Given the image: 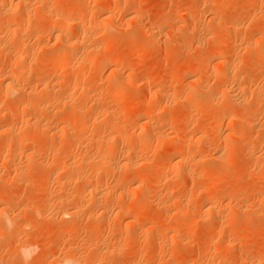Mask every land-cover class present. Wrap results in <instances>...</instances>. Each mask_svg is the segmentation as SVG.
<instances>
[{
    "label": "rangeland",
    "instance_id": "rangeland-1",
    "mask_svg": "<svg viewBox=\"0 0 264 264\" xmlns=\"http://www.w3.org/2000/svg\"><path fill=\"white\" fill-rule=\"evenodd\" d=\"M22 1L24 8L28 7V17L26 8L22 9L23 5L22 8L15 6L16 0H5L0 10V27L2 25L6 33L0 28L3 32L2 38H5L0 41V47L5 45L4 49L8 50L5 52L6 50L0 49L4 54L0 56V80L2 74L10 69L20 70L24 66L18 64L13 58V53L12 57L9 56L14 42L21 39L20 43L26 46L25 51H36L31 58L25 60L27 65L24 63L21 76L14 80L17 92L14 90L5 94L2 93L3 87L0 89V215L4 212V221L0 218V264H25L22 249L30 256L27 264H59L66 258H73L77 264H264V40H259V34L264 33V0H129L131 8L122 12L118 9L123 0ZM53 2L58 3L60 13L65 14L68 10L77 13L70 24L66 26L63 22H58L50 26V8H41L43 4L48 6ZM5 7H11L15 11L7 16ZM80 14H90L92 19L88 18L82 24ZM107 14L108 19V16H105ZM90 23L93 26L99 24L107 27L108 35L101 34L92 37L93 39L85 38L86 40L79 36L80 40L75 39L79 27L85 31L88 28L90 31ZM230 23L235 29L227 27ZM11 30H15L16 34ZM233 30L237 31L234 33ZM20 32L24 34L20 35ZM59 33L61 35H58ZM56 36H62L60 40L64 43L58 42L60 37ZM68 38L73 42L75 40L74 44L77 41L78 45L85 42L87 45H83L87 46L88 50L83 45L81 46L84 51L82 47L76 49L77 44L74 48L75 45ZM69 41L73 45H68ZM241 42L253 43L255 46L250 44L251 50L244 49ZM64 44H67L68 48ZM61 45L66 48L64 52H60ZM69 47H73V51H82L75 52V56L70 54L72 57L69 59ZM56 52L58 55H65L61 56V59L65 58L61 60L63 65L54 64ZM80 54L82 58L85 55L83 59L92 61V66H86L87 73L83 81L80 80L81 83L79 74L82 70H79L83 69V66L74 67L71 63L75 57L81 58ZM114 60L117 62L116 67L111 64ZM69 64L73 68L68 66ZM230 64L233 66L232 76L221 75L224 68ZM113 69L119 72L116 75L122 77L118 78L113 72L114 76L121 80L120 88L124 86L128 93L122 89L126 94L124 98H109L114 94V90L110 87L111 77H106ZM127 75L129 79H126ZM99 78H103L102 81H99ZM123 78L128 81H123ZM72 80L76 81V85ZM68 82L75 88H67ZM123 82L127 83L124 85ZM48 84L50 87L55 84L56 87L53 86L54 88L48 91ZM237 84L243 88L246 86V97H243L245 100L238 99ZM45 85L46 92L50 93L49 101L46 99L47 102L45 100V103H39L32 100L28 105L30 109L24 108L26 111H23L21 107L24 106L22 101L25 96L27 95L28 99L37 91L40 93ZM65 88L69 89L70 93ZM56 89L58 92H51ZM22 92H30V95L21 97ZM83 92L86 97H83ZM193 92L194 94H191ZM73 93L77 94L71 96ZM61 94L66 100L69 99L70 103L69 100L66 102L64 97L61 99ZM149 97L157 105L155 104V112L147 125L145 124V129L144 124H141ZM54 98L59 100L62 106L64 100L66 106H61L60 109L56 104L58 101ZM126 102H139L141 107L125 114ZM81 106H85L87 110L84 119L77 118V108ZM79 108L78 112L82 109ZM68 113L71 118L65 116ZM110 113H113V116L119 113L115 117L122 125H126L125 135L145 132L149 128L151 133L162 132L164 136L156 138L151 134L147 146L142 144L144 140L142 143L126 140L117 144L115 140H109L108 129L101 126L96 127L100 128L97 131L98 129L93 127V116L100 117L104 114L100 118L103 120ZM36 116L39 120L37 125H34L35 128L32 125H24L26 119H34ZM231 116L237 119L234 120ZM139 125L142 130H139ZM5 126L8 127L6 131L3 130ZM25 127L32 131L31 134L29 132L24 149L21 150L16 134L19 129L25 131ZM43 129H47L46 136L39 132ZM102 139L105 141L104 146H112L113 152L111 151L109 156L112 162L108 161V157L107 164L98 162L104 167L95 164L97 161L83 165L84 169L80 166V176H83V173L85 176L96 174L97 167H100L101 171L97 170L100 173L98 175L97 172L98 177L100 176V187H91L92 193L95 194L87 197L90 193L86 195L88 190H85V193L82 191L83 177H68V169L63 171L59 167L67 168L72 164L77 166V161L83 157L91 156L92 159L93 156L105 153L106 147H96L95 141ZM144 146L147 148H143ZM125 151L130 152V161L127 155L124 156ZM181 155H184L183 161L185 160L181 162L182 165L177 162V156ZM122 160L127 161V167L122 165ZM146 160L148 161L145 162ZM108 163L112 165L109 166ZM137 179L144 180V187L137 186ZM63 182L68 183V189H64ZM61 183L64 185H60ZM99 188L103 189L102 193L107 190L110 194L108 191H111V198H108L111 199L112 204L109 202L112 206L106 204L108 199L103 200L105 205H102L103 202L94 203L95 199L98 200L97 197L94 200L93 198L97 196ZM71 190L81 197L86 195L82 199L84 203L80 202L81 198L75 199V192L72 195ZM94 191H97V194ZM80 192H83V195ZM118 192L123 195L115 196ZM143 193L145 198H140ZM135 198L146 199L148 202L144 200V205H134L132 201ZM208 198L214 199L207 203L205 201ZM129 204L131 209L128 208ZM94 205L97 207H93ZM64 206L68 209L77 206L78 215L65 216L61 212ZM101 206L109 208L110 215L104 210L106 217H110V222L106 219L108 224L104 221L106 217L101 219L102 221L97 219L96 209ZM93 208L96 209L93 211ZM100 209L99 212L103 210ZM177 209L184 212L185 218L179 219L180 212ZM116 210L123 213L118 214ZM208 210L210 211L207 212ZM141 212L146 216L132 223L135 218L132 216L136 213L142 214ZM89 214H93V217ZM156 218L163 219L157 222ZM169 221L178 227L177 234H172L173 236L165 234L171 226ZM87 229L91 232L88 233ZM127 238H130V241ZM152 240L157 245V242L160 244L157 246ZM162 240L164 244L161 243ZM164 245L166 248H163ZM32 246H36L38 250L33 252ZM114 247L119 250L102 254L104 249L108 248L110 251Z\"/></svg>",
    "mask_w": 264,
    "mask_h": 264
},
{
    "label": "bare ground",
    "instance_id": "bare-ground-1",
    "mask_svg": "<svg viewBox=\"0 0 264 264\" xmlns=\"http://www.w3.org/2000/svg\"><path fill=\"white\" fill-rule=\"evenodd\" d=\"M4 1H5V0H0V10H2L1 8H2L3 5H4ZM24 1H25V0H24ZM54 1H55V0H54ZM41 2H42V1H41ZM92 2H94V1L92 0ZM208 2H209V1H208ZM214 2H215V1H214ZM218 2H219V1H218ZM10 3H12V2L10 1ZM15 3H16V5H15L16 7H17V6H20L21 8H22V5L24 4L22 0H16ZM22 3H23V4H22ZM90 3H91V2H90ZM262 3H263V2H262ZM26 4H28L27 1H26ZM40 4H42V3H40ZM11 5H13V3H12ZM24 5H25V4H24ZM24 5H23V8H22V9H25V8H26V7L24 8ZM31 5H32V4H31ZM209 5H210V4H209ZM262 5H263V4H262ZM40 6H41V5H40ZM219 6H220V5H219ZM29 7H30V6H29ZM119 7H120V6H119ZM5 8H6V7H5ZM10 8H11V7H8V9L6 8L7 10H6V9H3L4 11L6 10L5 12H6L7 16H8V14H9V16H10L11 12H12V11H15V9H12V8L10 9ZM27 8H28V7H27ZM27 8H26V11L23 10V11H25V13H27V15H26L25 13H23V14H25V15L28 17V16H29V15H28L29 13H28V11H27V10H28ZM36 8H37V6H36ZM40 8H41V7H40ZM43 8H44V9L50 8V11H48V12H50V14H49V15H50V26H51L52 24H55V23H58V22H60V23L63 22L64 25L67 26V25L70 24V22L72 21L73 16H76V14H77V13L73 12L72 10H68L67 13H65V14H63V12L60 13V12H59V11H60V10H59V5H58V3H56V2H53L51 5L48 4V6H47L46 4H45V6H44V4H43V7H42L41 9H43ZM129 8H131V6L129 5V0H123L121 7H120L119 9H118V8H117V9H118L119 12H122V11L128 10ZM44 9H43V10H44ZM262 9H264V6H263ZM29 11H30V10H29ZM0 12H1V11H0ZM105 13H106V12H105ZM6 14H5V15H6ZM3 15H4V14H3ZM12 15H15V14H12ZM17 15H18V14H17ZM0 16H1V15H0ZM20 16H21V15H20ZM32 16H33V15H32ZM105 16H106V17L108 16L107 19L109 18V15H108V14L105 15ZM2 17H3V16H2ZM12 17H13V16H12ZM80 17L83 19L82 22H80V23H82V24L85 22L86 19H87V20H88V18H89V20L92 19L91 16H90V14H89V15H87V14H80ZM106 17H105V18H106ZM262 17H263V16H262ZM22 18H23V17H22ZM81 18H80V19H81ZM105 18H104V19H105ZM214 18H215V17H214ZM214 18H212L213 21H215V19H216V18H215V19H214ZM25 19H26V18H25ZM27 19H28V18H27ZM23 20H24V18H23ZM102 20H103V19H102ZM212 20H211V21H212ZM217 20H218V19H217ZM0 21H2V20H0ZM20 21H21V20H20ZM27 21H28V20H27ZM101 22H102V21H101ZM105 22H106V21H103V23H105ZM80 23H79V26H80ZM87 23H88V22H87ZM95 23H98V22H95ZM108 23H109V22H108ZM25 24H26V23H25ZM27 24H28V23H27ZM82 24H81V25H82ZM85 24H86V23H85ZM88 24H89V23H88ZM100 24H101V23H100ZM6 25H7V24H6ZM28 25H30V24H28ZM90 25H92V24L90 23ZM3 26H4V25H3ZM238 26H239V25H238ZM6 27H8V26H6ZM6 27H5V28H6ZM80 27H81V26H80ZM80 27H79V29H77V30H78V33L76 34L75 39H77V38L79 39L80 37H84V39H85V38L89 39V38L91 37V39H93L92 37H95V36H98V35H101V34H107V35H108V33H106V31H107V27L105 28V27H103V26H100L99 24H97L96 26H95V25H94V26L92 25V28H91V26H89V27H90V31H88V30H89L88 28H87L86 31H85V29L80 28ZM227 27L230 28V29H235V27H234V25H233L232 23H230ZM0 28H2V25H1ZM17 28H18V27H17ZM84 28H85V27H84ZM230 29H229V30H230ZM236 29H238V27H237ZM0 30H1V29H0ZM7 30H9V29H7ZM2 31H3V28H2ZM9 31H10V30H9ZM11 31H14V32H15V30H11ZM50 31H51V30H50ZM59 31H60V30H59ZM59 31H58V32H59ZM231 31H232V30H231ZM233 31H234V33H235L237 30H236V31L233 30ZM3 32H4V31H3ZM3 32L0 31V41L3 39V38H2ZM7 32H8V31H7ZM14 32H12V33H14ZM44 32H45V31H44ZM107 32H109V31H107ZM4 33H5V32H4ZM20 33H21V34H20ZM20 33H19V34L22 35L23 32H20ZM62 33H63V32H62ZM234 33H233V34H234ZM1 34H2V35H1ZM5 34H6V33H5ZM15 34H16V32H15ZM23 34H24V33H23ZM261 34H262V33H261ZM263 34H264V33H263ZM263 34H262V35H263ZM58 35H61V33H59ZM62 35H63V34H62ZM111 35H112V34H111ZM262 35L259 34V40L263 38V39L260 40V41H263V40H264V36H262ZM37 36H38V35H37ZM79 36H80V37H79ZM85 36H86V37H85ZM257 36H258V35H257ZM12 37H13V36H12ZM19 37H20V36H19ZM21 37H22V36H21ZM58 37H60V36H56V38H58ZM239 37H240V36H239ZM73 38H74V37H73ZM4 39H5V38H4ZM4 39H3V41H4ZM60 39L62 40V36L58 39V42L61 41ZM68 39H70V38H68ZM84 39H82V40H84ZM70 40H71V39H70ZM79 40H80V39H79ZM85 40H86V39H85ZM113 40H114V39H113ZM20 41H21V39H20ZM20 41H19V42H14V45L11 46V48H13V50L11 51V49H10V51H9L10 55H9V56L12 57V53H13V58L18 62V64H19L20 66H21V65H22V66H23V65L25 66L26 61H27L26 59L29 58V57L31 58V57L35 54L36 51H28V50L25 51L24 48L26 49V46H25V44L20 43ZM65 41H67V38L65 39ZM71 41H72V40H71ZM71 41H69V44H68V45H70V46L74 44L75 40H74V42L72 41L73 44H72V43L70 44ZM90 41H91V40H90ZM242 41H244V40H242ZM255 41H256V40H255ZM260 41H259V42H260ZM80 42H81V41H80ZM80 42L78 41V43H80ZM82 42H84V41H82ZM245 42H246V41H245ZM249 42H250V41H249ZM5 43H6V42H5ZM11 43H12V42H11ZM36 43H37V42H36ZM61 43H64V41H63V42L61 41ZM88 43H89V41H88ZM112 43H113V41H112ZM255 43H257V42H255ZM38 44H39V43H38ZM76 44H77V41H76V43L74 44V45H75L74 48L76 47ZM83 44H84V45H87V44H85V42H84ZM83 44L80 43V44H79L80 46L77 44L78 46L76 47V49L82 47L81 45H83ZM89 44H91V42H90ZM133 44H134V43H133ZM237 44H238V43H237ZM250 44H251V43H245V44H243V43L241 42V45L244 46V49H248V50H251ZM252 44H253V43H252ZM252 44H251V45H252ZM64 45H67V44H64ZM64 45H61L63 48L60 47V49H61L60 52H61V51H62V52L65 51L66 48L64 47ZM68 45H67V48H68ZM84 45H83V47H85ZM239 45H240V44H239ZM241 45H240V46H241ZM253 45L255 46V44H253ZM24 46H25V47H24ZM91 46H92V45H91ZM215 46H216V45H215ZM243 46H242V47H243ZM4 47H5V45L2 46V48L0 47V49H3V50L5 51L6 49H4ZM83 47H82V48H83ZM86 47H87V46H86ZM86 47H85V49H86ZM99 47H100V46H99ZM216 47H217V46H216ZM242 47H241V48H242ZM37 48L39 49L40 47H37ZM74 48H73V47H72V48L69 47V49H70L71 51H73ZM82 48H80V49H82ZM89 48H90V46H89ZM95 48H96V47H95ZM252 48L254 49L253 46H252ZM43 49H44V48H43ZM43 49H42V50H43ZM57 49H58V48H57ZM62 49H64V50H62ZM76 49H75V50H76ZM80 49H78V50H79V51H82V50H80ZM92 49H93V48H92ZM127 49H128V48H127ZM134 49H135V47H134ZM141 49H142V48H141ZM258 49H259V48H258ZM3 50H1V51L3 52ZM78 50L73 51L74 54H73L71 51L67 50V51H68V54H69V55H68V56H69V59H71V57H72V56L70 57V54L73 55V56H75V52H78ZM86 50H88V48H87ZM95 50H96V49H95ZM98 50H99V49H98ZM98 50H96V51H98ZM100 50H101V49H100ZM138 50H139V49H138ZM7 51H8V50H6L5 52H7ZM56 51H57V50H56ZM83 51H84V48H83ZM96 51H93V52H96ZM258 51H259V50H258ZM2 52H0V56H3V55H4ZM38 52H39V51H38ZM38 52H37V53H38ZM60 52H59V53H60ZM143 52H144V51H143ZM37 53H36V54H37ZM57 53H58V52H56V54H57ZM79 53H80V52H79ZM81 53H82V52H81ZM260 53H261V52H260ZM5 54H6V53H5ZM60 54H61V53H60ZM60 54H59V55L57 54L56 59H54V60H55V61H54V64H55V65H57V64H59V65L62 64L63 59H65V58H62V59H61V56H64V57H65V55H64V54H61V55H60ZM65 54H66V52H65ZM77 54H78V53H77ZM82 54H83V53H82ZM86 54H87V53H86ZM89 54H90V53H89ZM91 54H92V53H91ZM93 54H94V53H93ZM139 54H140V53H138V56L140 57ZM7 55H8V54H7ZM53 55H54V53H53ZM141 55H142V54H141ZM54 56H55V55H54ZM77 56H78V55H77ZM79 56H81V58H79V57H75V58H74V57H73L75 60H74V59H73V61L71 60V63H72V65H73L74 67H78V66H80V65L83 66V69H84V70L81 69V68H80V70H79V71L82 70V71L80 72V74H79V81H80V80H82L83 78H85L84 76H85L86 73H87V71H85V70H86V66L91 65V62H92V61L89 60V59H83V58L85 57V55L83 56V58H82V55H81V54H80ZM66 57H67V56H66ZM94 57H95V56H94ZM34 58H35V57H34ZM91 59H92V58H91ZM201 59H202V58H201ZM15 60H14V61H15ZM25 60H26V61H25ZM48 60H49V59H48ZM61 60H62V61H61ZM102 60H103V59H102ZM115 60H117V59H115ZM115 60L112 61L111 64L115 65V67H116V63L118 62V60H117V62H116ZM94 61H95V60H94ZM100 61H101V60H100ZM100 61H99V63H100ZM109 61H110V60H109ZM49 62H50V61H49ZM73 62H74V64H73ZM192 62H193V61H192ZM24 63H25V64H24ZM63 63H64V62H63ZM68 63H69V61H68ZM120 63H121V62H120ZM179 63H180V62H179ZM235 63H236V62H235ZM241 63H242V62H241ZM241 63H240V64H241ZM50 64H51V63H50ZM82 64H83V65H82ZM232 64H233V63H232ZM232 64H230V66H226V68H224V71H222V69H221L222 72H221L220 74H221V75L223 74V75L226 76V77L229 76V75L232 76V74H231V72H233V71L231 70V69H233V66H231ZM238 64H239V63H238ZM26 65H27V64H26ZM62 65H63V64H62ZM70 65H71V64H69L68 66H70ZM72 65H71V67L73 68ZM84 65H85V66H84ZM96 65H97V64H96ZM191 65H192V64H191ZM205 65H206V64H205ZM233 65H234V64H233ZM24 66L21 67V68L18 67V68H20V70L16 69V70H18L17 72H15V71H16L15 69H14L15 71L12 70V69H10V70L8 69L9 71H7V72H5L4 74H2V77H1V80H0V86H1L0 89L3 87L2 89L4 90V91H2V93L5 92V94H6V92H7V94H8V92H11V91H14V90H15L14 80H15V79L17 80V79L19 78V76H21L20 74H22L21 71H22V68H24ZM52 66H53V65H52ZM91 66H92V65H91ZM236 66H237V64H236ZM71 67H70V68H71ZM231 67H232V68H231ZM234 67H235V66H234ZM87 68H88V67H87ZM124 69H125V68H124ZM199 69H200V68H199ZM202 69H203V68H202ZM62 70H63V69H62ZM68 70H69V69H68ZM73 70H74V69H73ZM77 70H78V69H77ZM114 70H115V69L111 70L110 73H111V72H112V73H111V74H108V76L106 77V78L111 77V78H109V79H110V85H111L110 87H111V90H112V89L114 90V94L111 95V93L113 92V91H111V93H110L111 97H109V98L117 99V98H120V97H122V96H123V98H124V97H126V94H125V93H127V92H126V89H125L124 86H123V87L121 86V87H122V89H125V93H124V91L120 88V84H121V83H120V81H121L120 79H122V77H119L118 75H116L118 71L115 72ZM116 70H117V69H116ZM118 70H119V69H118ZM199 71H200V70H199ZM22 72H23V71H22ZM95 72H96V71H95ZM113 72H114L115 75L118 76V78H120V79H117V77L114 76ZM200 72H201V71H200ZM60 73H62V72H60ZM76 73H77V72H76ZM78 73H79V72H78ZM118 73H119V72H118ZM197 73H198V72H197ZM96 74H97V73H96ZM112 74H113V76H112ZM109 75H110V76H109ZM77 76H78V75H77ZM224 76H223V77H224ZM229 77H230V76H229ZM77 78H78V77H76V79H77ZM96 78H97V77H96ZM124 78H125V77H124ZM124 78H123V79H124ZM233 78H234V77H232V79H233ZM236 78H237V77H236ZM72 79H74V77H73ZM76 79H75V80H76ZM102 79H103V78H102ZM102 79L99 78L98 80H99V81H100V80L102 81ZM104 79H105V78H104ZM126 79H129V78H128V75H127V78H126ZM16 80H15V81H16ZM105 80H106V79H105ZM119 80H120V81H119ZM233 80H234V79H233ZM82 81H83V80H82ZM123 81H128V80H125V79H124ZM72 82H73V80H72ZM75 82H76V81H75ZM75 82H73L74 85H76ZM68 83H69V82H68ZM79 83H81V81H80ZM108 83H109V82H108ZM124 83H127V82H123V84H124ZM73 84H72V86H70L71 84L69 83V86H70V87L68 86L67 88L71 89V88L73 87ZM123 84H122V85H123ZM144 84H145V83H144ZM48 85H49V84H48ZM54 85H55V84H54ZM54 85H52V87H53ZM124 85H125V84H124ZM16 86H17V85H16ZM77 86H78V85H77ZM237 86H238L237 89H239V90H238V93H237V94L239 95V96H238V99H242L243 97H246L245 94H244L245 91H246L244 88H245L246 86H245L244 88L241 87V86L238 85V84H237ZM239 86H240V87H239ZM41 87H42V85H41ZM43 87H44V88H43V91H41L42 88H40V89H41V90H40V91H41L40 93H38L39 91H37V93H36V94H33V95H32V93H31L32 96L28 97V99L26 98L27 95L25 96V98L23 97L24 99H23L22 102H23V105H24V106H23V108L21 107V109H23V111H26V110H24V108H29V109H30V106H28V105H29V103H30L32 100H35L36 102H39V103H40V102L45 103V100H46V99L48 100V99L50 98V97H48V96L50 95V93H47V92H46V89H49V88H50V89L48 90V91H50V90L52 89V87H50V85H49L48 88H46V89H45L46 85L43 86ZM54 87H56V86H54ZM54 87H53V88H54ZM59 87H60V86H59ZM59 87H57V88H59ZM20 88H21V87H20ZM61 88H63V87H61ZM74 88H75V87H73V89H74ZM197 88H198V87H197ZM65 89H66V88H65ZM69 89H68V90H69ZM73 89H72V90H73ZM188 89H189V88H188ZM252 89H253V88H252ZM18 90H19V89H18ZM22 90H23V88H22ZM44 90H45V91H44ZM62 90H63V89H62ZM66 90H67V89H66ZM68 90H67V91H68ZM83 90H84V89H83ZM86 90H87V89H86ZM191 90H192V89H191ZM0 91H1V90H0ZM34 91H35V90H34ZM34 91L31 90V92H34ZM60 91H61V89H60ZM78 91H79V90H78ZM81 91H82V90H81ZM157 91H159V90H157ZM157 91H156V92H157ZM249 91H250V90H249ZM256 91H257V90H256ZM256 91H255L254 94H256ZM258 91H259V90H258ZM15 92H17V91L15 90ZM15 92H14V93H15ZM27 92H28V91H27ZM27 92H26V93H23V92H22L21 97H22L23 95H25V94H28ZM51 92H58V89H56L55 91L53 90V91H51ZM68 92L70 93V91H68ZM76 92H77V91H76ZM100 92H101V91H100ZM160 92H161V91H160ZM188 92H189V91H188ZM223 92H224V91H223ZM235 92H236V91H235ZM251 92H252V91H251ZM2 93H1V94H2ZM61 93H62V92H61ZM63 93H64V92H63ZM65 93H66V91H65ZM69 93H68V95H69ZM80 93H81V92H80ZM157 93H158V92H157ZM226 93H227V91H226ZM228 93H230V92H228ZM233 93H234V92H233ZM252 93H253V92H252ZM5 94H4V96H6ZM51 94H52V93H51ZM76 94H77V93H76ZM76 94L73 93L72 95H71V94H70V95L73 96V95H76ZM108 94H109V93H108ZM127 94H128V93H127ZM191 94H194V92L191 93ZM224 94H225V92H224ZM237 94L235 95V93H234L235 96H237ZM246 94H247V93H246ZM29 95H30V92H29L28 96H29ZM79 95H82V94H79ZM83 95H84L83 97H86V95L84 94V92H83ZM98 95H99V94H98ZM101 95H102V94H101ZM227 95L229 96V94H227ZM227 95H226V96H227ZM252 95H253V94H252ZM257 95H259V93H257ZM257 95H255V96H257ZM10 96H11V94H10ZM65 96H66V95H65ZM99 96H100V95H99ZM162 96H163V95H162ZM162 96H161V97H162ZM172 96H174V95H172ZM231 96H233V95H231ZM259 96H260V95H259ZM61 97H62L61 99H63L64 96L61 94ZM67 97L69 98V96H67ZM217 97H218V96H217ZM250 97H251V96H250ZM55 98H56V97H55ZM55 98H54V99H55ZM149 98L151 99V97H149ZM152 98H153V97H152ZM211 98H212V97H211ZM211 98H210V100H211ZM233 98H234V97H233ZM259 98H260V97H259ZM25 99H27V100H25ZM54 99H53V100H54ZM64 99H65V97H64ZM76 99H77V98H76ZM82 99H83V98H82ZM150 99H149V103L146 104L147 106H146V108H145V115H144V118H143L145 122L143 121V123L141 124V125L144 124V126H145L146 123H148V122L151 120L152 115H153L152 113L155 112V104H156V103H154V101H153L152 99H151V100H150ZM176 99H177V98H176ZM214 99H215V98H214ZM214 99H213V100H214ZM243 99L245 100V98H243ZM253 99H254V98H253ZM257 99H258V98H257ZM24 100H25V101H24ZM47 100H46V102H47ZM50 100H51V99H50ZM55 100L58 101V103H57L56 101H55V102H56L57 105L60 106V109H61L62 104L60 105L59 100H57V99H55ZM67 100H69V99H67ZM67 100L65 99L66 102H67ZM189 100H190V99H189ZM210 100H209V101H210ZM229 100H230V99H229ZM244 100H243V102H244ZM35 101H33V103H34ZM48 101H49V100H48ZM65 101L63 100L64 103L62 102V103H63V106H64V105L66 106V102H65ZM22 102H21V104H22ZM53 102H54V101H53ZM68 102L70 103V100H69ZM167 102H168V101H167ZM231 102H232V100H231ZM237 102H238V100H237ZM240 102H241V101H240ZM69 103H68V104H69ZM85 103H86V102H85ZM168 103H169V102H168ZM31 104H32V103H31ZM81 104H82V103H81ZM83 104H84V103H83ZM126 104H127V105H126ZM163 104H164V103H163ZM241 104H242V102H241ZM53 105H54V104H53ZM69 105H70V104H69ZM124 105L126 106V108L124 109V113H125V114H129V113H131V112H133V111H136V110H138V109L141 107L139 102L131 103V104H128V103L126 102ZM124 105H122L123 108L125 107ZM156 105H157V104H156ZM187 105H188V104H187ZM235 105H236V104H235ZM63 106H62V107H63ZM79 106H80V105H79ZM165 106H166V105H165ZM167 106H168V105H167ZM68 107H70V106H68ZM84 107H85V106H84ZM84 107H83V108H84ZM78 108H79V107H78ZM78 108H77V113H79V116H78L77 118L84 119V118H85L84 116H85L86 113H87V110L85 109L86 107L84 108V109H85V110H84V109L82 108V106H81L80 108H82V109L79 108V109H80L79 112H78ZM156 108H157V107H156ZM53 109H54V108H53ZM53 109H52V111H54ZM64 109H65V107H64ZM71 109H72V107H71ZM106 109H108V108H106ZM157 109H158V108H157ZM50 110H51V108H50ZM69 110H70V109H69ZM100 110H101V108H100ZM100 110H99V112H100ZM102 110H103V109H102ZM159 110H160V109H159ZM20 111H21V110H20ZM42 111H43V110H42ZM44 111H45V110H44ZM62 111H63V110H62ZM64 111H65V110H64ZM64 111H63V112H64ZM156 111H157V110H156ZM55 112H56V111H55ZM102 112H103V111H102ZM109 112H110V111H109ZM112 112H114V111H112ZM44 113H45V112H44ZM57 113H58V112H57ZM97 113H98V112H97ZM103 113L105 114L106 112L104 111ZM114 113H117V112H114ZM120 113H121V112H120ZM42 114H43V113H42ZM52 114H53V113H52ZM104 114H102V115L100 114V115H101V116L99 115L100 117H94V116H93V120H94L93 124H94V125H95V123L97 124V125H95V126L93 125V127L96 128V127H101V126H103L104 128L108 129V130H109L110 139H109L108 137H107V138H108L109 140H111V141H114V140H115L117 144H119V143L122 144V143H123L124 141H126V140H127L126 142H129V140H132V141H134V142H136V143H137V142H138V143H139V142L142 143V141L144 140V141H145V142H144L145 144H144V143H142V144L145 145V146H147V144H148L149 141H150L149 139L151 138V136H150L151 134H152V137H156V138H160V137H163V136H164V134H163L162 132L151 133L150 130H149V128H147L148 130L145 131V132H144V131H140V132H138L137 134H135V133L132 132V133H130V135H125L126 130L124 131V129L126 128V125H125L124 123H123V124H124L125 126L122 125L121 122L118 121L119 119H118L117 117H115V116H117L119 113H118L117 115L114 114L115 116H113V113H112V114L110 113V115H106L107 117L103 118V120H100V118H102ZM154 114H155V113H154ZM64 115H65V114H64ZM120 115H121V114H120ZM231 115H232V114H231ZM56 116H57V115H56ZM65 116H68V117L71 118V114H69V113H68V115H65ZM97 116H98V115H97ZM31 117H32V116H31ZM38 117H39V116H38ZM53 117H54V116H53ZM83 117H84V118H83ZM89 117H91V116H89ZM33 118H34V117H33ZM39 118H40V117H39ZM228 118H229V117H228ZM230 118H233V116H231ZM241 118H242V117H241ZM89 119H90V118H89ZM91 119H92V117H91ZM233 119H234V118H233ZM235 119H237V118H235ZM235 119H234V120H235ZM238 119H239V118H238ZM37 120H39V119H37V116H36L34 119H32V118L29 119V118H28V119L25 120L26 123H25V124L23 123V124H24V125L27 124V125H29V126H31V125H32V126H34V125L36 126V125H37V124H36V123H37ZM69 120H70V119H69ZM239 120L241 121V119H239ZM239 120H236V121L238 122ZM90 121H91V120H90ZM231 121H232V120H231ZM236 121H235V122H236ZM241 122H243V121H241ZM239 123H240V122H239ZM24 125H23V126H24ZM55 125H56V124H55ZM146 125H147V124H146ZM35 126H34V128H35ZM47 126H48V125H47ZM6 127H7V126H5V128L3 129L4 131L8 130V129H7L8 127H7V128H6ZM26 127H27V126H26ZM26 127H25L24 129H26ZM49 127H50V126H49ZM139 127H140V129H139V128H138V129H139V130H142L140 125H139ZM30 128H31V127H30ZM32 128H33V127H32ZM82 128H83V126H82ZM104 128H102V129H104ZM9 129H10V127H9ZM41 129H42V128H41ZM63 129H65V128H63ZM86 129H87V128H86ZM96 129H98L97 131L100 130V128H96ZM145 129H146V126H145ZM19 130H20V131H19ZM19 130H18L19 132H18L17 134H16L15 132H14V133L16 134L17 137H16V136H15V137H16V139L18 138V142H19V145H20V148H19L18 145H17V146H18L17 148L23 150V149H24V145H25L24 143H25L26 139L29 137V136H28V135H29V132H30V134H31L32 129H31V131H30L29 128L26 129L25 131H23V130L21 131V129H19ZM49 130L51 131V128H49ZM65 130H66V129H65ZM94 130H95V129H94ZM12 131H14V130H12ZM77 131H78V130H77ZM132 131H133V130H132ZM7 132H9V131H7ZM16 132H17V131H16ZM39 132L42 133V135H45V133H47V129H43L42 132H41V130H40ZM80 132H81V131H80ZM124 132H125V133H124ZM135 132H136V131H135ZM5 133H6V132H5ZM14 133H13V134H14ZM77 133H78V132H77ZM49 134H50V133H49ZM82 134H83V133H82ZM126 134H127V133H126ZM128 134H129V133H128ZM40 136H41V134H40ZM45 136H46V135H45ZM76 136H77V135H76ZM201 137H203V136H201ZM79 138H80V137H79ZM165 138H166V137H165ZM203 138H205V137H203ZM71 139H72V138H71ZM76 139H77V138H76ZM112 139H113V140H112ZM146 139H148V142H147V143H146ZM72 140H74V139H72ZM99 140H101V139H99ZM195 140H196V139H195ZM204 140H205V139H204ZM204 140H203V141H204ZM103 141H104V139H102V141H95V142H97V143H96V147L99 146V148H100V146H101V148H102V147L104 146V143H105V141H104V142H103ZM224 141H225V140H224ZM107 142H108V141H107ZM111 143H112V142H111ZM202 143H203V142H202ZM142 144H141L140 146H142ZM123 145H124V144H123ZM135 145H136V144H135ZM113 146H114V145H113ZM118 146H119V145H118ZM145 146H144L143 148H147V147H145ZM148 146H149V145H148ZM175 146H176V145H175ZM104 147H106V149L108 150V152H107V150H106L107 153L105 152V153H103V154H101V155H99V156H96V157L93 156L94 158L92 157V159L90 158L91 156H90V157H83L81 160L77 161L78 163L80 162L79 164L76 162V163H77V166H74V165L72 164V166H74V167L70 166V167H67V168H65V167L62 168V167H59V164H58V163H56V164H57V166H58L59 168H61V170H63V171H66V170L68 169V170H67V171H68V174H69L68 177H71L72 175L80 176L79 174H82V173H79V172H82V169H81V171H80V166H82L81 168H83V167H84L83 165H88V162L92 163L91 161H93V162L95 163V162L97 161L95 164H98V166H99L100 163H102V164H104V163L107 164L108 161H111V159H110L109 156H111V155H110V154H111V151L113 152V149L111 148L112 146H110V145L107 146V145L105 144ZM119 147H120V146H119ZM104 149H105V148H104ZM114 149H115V148H114ZM118 149H119V148H118ZM154 149H155V148H154ZM120 150H122V149H120ZM123 150H124V149H123ZM139 150H140V149H139ZM143 150H144V149H143ZM102 151H103V150H102ZM127 151H128V150H127ZM127 151H125L124 156L127 155V158H128V157L130 156V155H129L130 152L128 153ZM129 151H130V150H129ZM232 151H233V150H232ZM121 152H122V151H121ZM233 152H234V151H233ZM229 153H230V152H229ZM121 154L123 155V153H121ZM230 154H231V153H230ZM55 155H56V154H55ZM57 155H58V154H57ZM52 156H53V155H52ZM62 156H63V155H62ZM124 156H123V157H124ZM108 157H109L110 160L107 161ZM133 157H135V155H134ZM136 157H137V156H136ZM177 157H179V158L177 159V160H179V161H177V160H176V161H177V162H180V164H181V162H184V161H185V160L183 161V159H184V155L177 156ZM229 157H230V156H229ZM50 158H51V157H50ZM68 158H69V157H68ZM89 158H90V159H89ZM145 158H146V157H145ZM119 159H120V158H119ZM121 159H122V158H121ZM130 159H131V158L129 157V161H130ZM139 159H140V158H139ZM139 159H138V160H139ZM223 159H224V158H223ZM62 160H65V159H62ZM62 160H61V161H62ZM67 160H68V159H67ZM112 160H113V159H112ZM124 160H125V157H124ZM126 160H127V159H126ZM144 160H145V159H144ZM122 161H123V160H122ZM135 161H137V160H135ZM141 161H142V160H141ZM147 161H148V160H146L145 162H147ZM226 161H227V160H226ZM229 161H230V160H229ZM53 162H55V161H53ZM69 162H70V161H69ZM71 162H72V161H71ZM98 162H100V163H98ZM111 162H112V161H111ZM123 162H124V163H123L122 165L125 166V167H127V166H128V165H127V161H123ZM132 162H133V161H132ZM62 163H65V162H62ZM67 163H68V162H67ZM72 163H73V162H72ZM121 163H122V162H121ZM140 163H141V162H140ZM47 164H49V163H47ZM65 164H66V163H65ZM109 164L112 165V163H108V165H109ZM128 164H129V162H128ZM133 164H134V163H133ZM145 164H148V163H145ZM176 164H178V163H176ZM49 165H50V164H49ZM68 165H69V164H68ZM68 165H67V166H68ZM75 165H76V164H75ZM92 165H93V164H92ZM100 165H101V164H100ZM110 165H109V166H110ZM113 165H115V163H114ZM116 165H117V164H116ZM129 165H130V164H129ZM178 165H179V164H178ZM181 165H182V164H181ZM47 166H48V165H47ZM57 166H56V167H57ZM109 166H106V167H109ZM117 166H118V165H117ZM119 166H120V165H119ZM133 166H134V165H133ZM141 166H142V165H141ZM143 166H144V165H143ZM143 166H142V167H143ZM146 166L148 167L149 165H145V167H146ZM58 167H57V169H58ZM86 167H87V166H86ZM86 167H85V168H86ZM89 167H90V166H89ZM101 167H104V165H103V166L101 165ZM114 167H116V166H114ZM125 167H124V168H125ZM134 167H135V166H134ZM134 167H133V168H134ZM87 168H88V167H87ZM94 168H95V167H94ZM94 168H93V169H94ZM97 168H98V167H97ZM97 168H96V170L94 169L95 172H96V174H95V173H94V174H91V173H90L91 175H88V174H87L88 176H85L84 173H83V176H80V177H83L82 179H84V187H83L84 190H82V191L84 192L85 190H88V192L86 193V195H87L88 193H90V194L87 195V197H88L89 195L92 196L91 194H95V193H92L93 191H92V188H91V187H93V186H94L95 188L100 187V178H99L100 176L98 177V175H100L99 172H101V171H100V167H99V169H97ZM120 168H121V167H120ZM130 168H131V167H130ZM130 168H129V169H130ZM135 168H136V167H135ZM53 169H54V168H53ZM57 169L55 168V171H56ZM64 169H65V170H64ZM83 169H84V168H83ZM91 169H92V168H91ZM59 170H60V169H59ZM89 170H90V169H89ZM94 170H93V171H94ZM97 170H99V172H98ZM185 171H186V170H185ZM52 172H54V171H52ZM56 172H57V171H56ZM59 172H60V171H59ZM97 172H98V175H97ZM61 173H62V171H61ZM61 173H60V174H61ZM55 174H57V173H55ZM101 174H102V173H101ZM62 175H63V174H62ZM70 175H71V176H70ZM84 176H85V177H84ZM141 176H142V175H141ZM144 176H145V175H144ZM205 176H207V175H205ZM208 176H209V174H208ZM57 177H58V175H57ZM145 177H146V176H145ZM145 177H144V180H145ZM63 178L65 179V177H63ZM103 178H104V177H103ZM208 178H209V177H208ZM64 179H63V180H64ZM105 179H106V178H105ZM205 179H206V177H205ZM210 179H211V178H210ZM135 180H136V179H135ZM144 180H143V181H144ZM70 181H71V180H70ZM82 181H83V180H82ZM143 181H142V179H139V180L137 179V184H138L137 186H138L139 188L144 187ZM209 181H210V180H209ZM102 182H103V179H102L101 183H102ZM119 182H120V181H119ZM57 183H58V182H57ZM63 183H64V182H63ZM63 183H61L60 185H64V184H65V185H64V186H65L64 189H66V187H67L66 185H67L68 183H67V184H66V183L63 184ZM58 184H59V183H58ZM69 184H70V183H69ZM98 184H99V185H98ZM115 184H117V183H115ZM141 184H142L143 186H142ZM208 184H209V183H208ZM60 185H58V186H60ZM81 185H83V184H81ZM96 185H98V186H96ZM103 185H104V184H103ZM56 186H57V185H56ZM119 186H120V185H119ZM209 186H210V185H209ZM80 187H81V186H80ZM138 187H137V188H138ZM68 188H69V187H67V189H68ZM101 188H103V187H101ZM106 188H108V187H106ZM106 188H104V191L106 190ZM109 188H110V186H109ZM61 189H62V188H61ZM75 189H76V188H75ZM79 189H80V188H79ZM93 189H94V188H93ZM115 189H116V188H115ZM115 189H114V190H115ZM119 189H120V187H119ZM119 189H118V190H119ZM123 189H124V187H123ZM59 190H60V189H59ZM94 190H95V189H94ZM98 190H100V188H99ZM102 190H103V189H102ZM102 190H100L101 193H100V191L98 192L99 196H98V194H97V191H94V192H96L97 196H94V198H93V197H91V198H93V200H94V199L97 197L98 200L95 199V200H94V203H101V202H103L102 205H105V203H104L103 200L107 201L106 199H108V201H107L106 204L108 205V203H109V205H111V204H112V201H111V199H109V198H111L109 195H112V194H111V191L108 189V190H109L108 192H110V194H109V193L106 192L107 190H106L104 193H102ZM111 190H112V189H111ZM114 190H113V191H114ZM121 190H122V188H121ZM138 190H139V189H138ZM140 190H141V189H140ZM62 191H63V190H62ZM115 191H116V190H115ZM66 192H67V191H66ZM71 192H72V190H71ZM74 192H75V191H74ZM74 192H72V195H73ZM83 192H82V193L80 192V193L83 195ZM120 192H121V191H120ZM120 192H118V193H120ZM191 192H192V191H191ZM60 193H61V192H60ZM68 193H69V192H68ZM84 193H85V192H84ZM113 193H114V192H113ZM118 193L115 194V196L123 195V194H122L123 191H122V193H120V194H118ZM124 193H125V192H124ZM62 194H63V193H62ZM127 194H128V193H127ZM144 194H145V193H143V195L141 194V197H140V195H139V197L142 198V196H143V198H145ZM194 194H195V193H194ZM64 195H66V194H64ZM72 195H71V196H72ZM74 195H75V196H73V197H74L75 199H76V198H77V199H80V198H81V201L78 200V201H80V202H83L84 200L82 201V199L86 197V195H84L85 197H84V196L81 197L80 194H78V193H76V192H75ZM113 195H114V194H113ZM191 195H192V194H191ZM67 196H68V195H67ZM108 196H109V198H108ZM127 196H128V195H127ZM146 196H147V195H146ZM192 196H193V195H192ZM64 197H65V196H64ZM64 197H63V198H64ZM69 197H70V196H69ZM78 197H79V198H78ZM147 197H148V196H147ZM65 198H66V197H65ZM67 198H68V197H67ZM140 198H135V200L132 201V202H134V205H139V206H140V205H144V204H145V201H147V200L144 199V200H145V201H144V200L141 199V200H142V201H141ZM70 199H71V197H70ZM87 199H89V198H87ZM137 199H139L140 202H139V201L137 202ZM213 199H214V198H208V199H206L205 202H207V203H208V202H211V201H213ZM67 200H68V199H67ZM67 200H66V201H67ZM89 200H90V199H89ZM118 200H120V199H118ZM59 201H60V200H59ZM86 201H87V200H86ZM109 201H111V204H110ZM122 201H123V200H122ZM122 201H121V203H122ZM72 202H73V200H72ZM147 202H148V201H147ZM66 203H67V202H66ZM78 203H79V202H78ZM83 203H84V202H83ZM87 203H88V202H87ZM94 203H92V204H94ZM116 203H118V202H116ZM119 203H120V202H119ZM125 203H126V202H125ZM137 203H138V204H137ZM139 203H140V204H139ZM143 203H144V204H143ZM71 204H72V203H71ZM73 204H75V203H73ZM97 205H100V204H97ZM109 205H108V206H109ZM126 205H127V204H126ZM129 205H130V204H129ZM134 205H133V206H134ZM95 206H96V205H94L93 207H95ZM111 206H112V205H111ZM113 206H114V205H113ZM121 206H122V205L120 204L119 207H121ZM123 206H125V205L123 204ZM133 206H132V207H133ZM60 207H61V205H60ZM64 207H65V206H64ZM64 207H63V210H62L61 212H62V214H65V216H66V215H74V216H72V217H75V215H78V214L76 213V211H77L76 209H78L77 206L71 207V208H73V209H68L67 207H65V208H64ZM83 207H84V206H83ZM96 207H97V206H96ZM103 207H105V206H101V207H99V208L103 209V210L100 209V210H101L100 212H99V210H98L99 208H97V209H96V208H93V211L96 209L97 212H98V213L96 212V213H97L96 215L99 217V218L97 217L98 220H99V219H100V220H101V219H104V218L107 216V215H106V212H105L104 210H106V211H107V214L110 215V214L108 213V209H109V208L106 209L107 207H105V208H103ZM109 207H110V206H109ZM119 207H117V208H118V210L120 211V208H119ZM125 207H126V206H125ZM185 207H186V206H185ZM239 207H241V206H239ZM66 208H67V209H66ZM122 208H124V207H122ZM128 208L131 209V205H130V207H128ZM230 208H231V207H230ZM234 208H235V207H234ZM245 208H246V207H245ZM124 209H125V208H124ZM124 209H123V212H125ZM165 209H166V208H165ZM85 210H86V209H85ZM177 210H178V209H177ZM78 211H79V210H78ZM119 211L116 210V212H117L118 214L123 213L122 211H121V213H119ZM166 211L168 212V210H166ZM178 211L180 212L179 219L181 220L182 218H185L186 215H184V212H183V211H180V210H178ZM209 211H210V210H208L207 212H209ZM79 212H80V211H79ZM88 212H90V211H88ZM116 212L114 213L115 216H116ZM164 212H165V211H164ZM167 212H166V213H167ZM169 212H170V211H169ZM216 212H217V211H216ZM126 213H127V212H126ZM141 213H142V214H140V213H136V214H138V215L135 214L134 216H132V217H135V218H134V221H132V223H133V222L135 223V221H136V222H137V221H140V220H142V219L146 216V215L143 214V212H141ZM1 214H2V215H0V216H1L0 218H2V220L4 221V212L1 213ZM81 214H82V213H81ZM81 214H80V216H81ZM83 214H85V213H83ZM94 214H95V213H94ZM118 214H117V215H118ZM164 214H165V213H164ZM168 214H169V213H168ZM168 214H167V215H168ZM177 214H179V213H177ZM185 214H186V213H185ZM206 214H207V213H205V215H206ZM208 214H209V213H208ZM90 215H91V214H89V216H90ZM92 215H93V214H92ZM92 215H91V217H93ZM114 215H113V216H114ZM122 215H123V214H122ZM124 215H125V214H124ZM63 216H64V215H63ZM85 216H86V215H85ZM111 216H112V214H111ZM171 216H172V215H171ZM46 217H47V215H46ZM108 217H109V216H108ZM108 217H106V218L104 219V221H105L106 219L108 220V219L110 218V217H109V218H108ZM168 217H169V216H168ZM177 217H178V215H177ZM177 217H176V218H177ZM85 218H86V217H85ZM154 218H155V217H154ZM165 218H166V217H165ZM173 218H174V217H173ZM225 218H226V217H225ZM92 219H93V218H92ZM156 219H157V222H160L163 218H161V219L156 218ZM95 220H96V218H95ZM107 220L105 221L106 223H107L110 219H109L108 221H107ZM221 220H222V219H221ZM0 221H1V220H0ZM101 221H102V220H101ZM178 221H179V220H178ZM96 222H97V221H96ZM109 222H110V221H109ZM169 222H170V221H169ZM180 222H181V221H180ZM221 222H222V221H221ZM2 223H3V222H2ZM92 223H93V222H92ZM98 223H99V222H98ZM130 223H131V222H130ZM170 223H171V222H170ZM107 224H108V223H107ZM179 224H180V223H179ZM3 225H4V224H3ZM131 225H132V224H131ZM91 226H92V225H91ZM94 227H95V226H94ZM95 228H96V227H95ZM177 228H178V227H176L175 223L173 224V222H172V223H171V226L167 228V230H166L167 232H166V233L164 232V233H165V234H169L170 236H173V235L177 234V233H176V232H177ZM99 229H100V228H99ZM133 229H134V228H133ZM149 229H150V228H149ZM179 229H180V228H179ZM186 229H187V228H186ZM87 230H88V229H87ZM96 230H97V228H96ZM147 230H148V229H147ZM87 232H88V233L91 232L90 229H89ZM93 232H94V231H93ZM95 232H96V231H95ZM97 232H98V231H97ZM140 232H141V231H140ZM146 232H147V231H146ZM71 233H72V232H71ZM128 233H129V232H128ZM147 233H148V232H147ZM152 233H153V232H152ZM182 233H183V232H182ZM184 233H185V232H184ZM172 234H173V235H172ZM96 235H98V234L96 233ZM128 235H129V234H128ZM139 235H140V234H139ZM149 235H150V234H149ZM91 236H92V233H91ZM93 236H94V235H93ZM141 236H142V235H141ZM144 236H145V235H144ZM163 236H164V235H163ZM208 236H209V235H208ZM124 237H125V236H124ZM128 237H130V236H128ZM139 237H140V236H139ZM205 237H206V236H205ZM99 238H100V237H99ZM130 238H131V237H130ZM130 238H129V239H130ZM127 239H128V238H127ZM129 239H128V240H129ZM133 239H134V238H133ZM149 239H150V237H149ZM203 239H204V238H203ZM124 240L126 241V239H124ZM137 240H139V239H137ZM142 240H143V238H142ZM153 240H154V236H153ZM153 240H152V242L156 241V239H155L154 241H153ZM158 240H159V239H158ZM158 240H157V241H158ZM160 240H161V238H160ZM172 240H173V239H172ZM129 241H130V240H129ZM131 241H132V239H131ZM150 241H151V240H150ZM164 241H165V240H164ZM143 242H144V241H143ZM165 242H166V241H165ZM169 242H170V240H169ZM172 242H173V241H172ZM126 243H127V242H126ZM132 243H133V241H132ZM147 243H148V242H147ZM154 243H155V242H154ZM157 243L160 244V242H157ZM161 243H163V240H162ZM141 244H142V243H141ZM143 244H144V243H143ZM159 244H158V245H159ZM163 244H164V243H163ZM165 244H166V243H165ZM171 244H172V243H171ZM171 244H170V245H171ZM131 245H133V244H131ZM144 245H145V244H144ZM155 245H157V244L155 243ZM158 245H157V246H158ZM167 245H168V243H167ZM167 245H166V246H167ZM170 245L168 246L169 248H170ZM180 245H181V244H180ZM127 246H128V245H127ZM160 246H161V245H160ZM114 248H115V247H114ZM114 248H112V250H110V251H108V248H106V250L104 249V251H102V254H105V253H108V252H110V253H114V252H116L117 249H118V248H117V249H116V248L114 249ZM163 248H166L165 245H164ZM159 249H160V248H159ZM161 249H162V246H161ZM177 249H178V247H177ZM210 249H211V248H210ZM101 250H102V249H101ZM118 250H119V249H118ZM162 250H163V249H162ZM212 250H213V249H212ZM166 251H167V249H166ZM167 252H168V251H167ZM100 253H101V252H100ZM165 253H166V252H165ZM172 254H173V253H172ZM168 257H169V256H168ZM162 259H163V258H162ZM170 259H171V257H170ZM163 260H164V259H163ZM165 260H166V259H165ZM161 261H162V260H161ZM169 261H171V260H169ZM168 263H170V262H168ZM168 263H167V264H168ZM59 264H77V262H76L73 258H66V259H62V260L59 262ZM151 264H153V263H151ZM163 264H164V263H163ZM172 264H173V263H172Z\"/></svg>",
    "mask_w": 264,
    "mask_h": 264
},
{
    "label": "clouds",
    "instance_id": "clouds-1",
    "mask_svg": "<svg viewBox=\"0 0 264 264\" xmlns=\"http://www.w3.org/2000/svg\"><path fill=\"white\" fill-rule=\"evenodd\" d=\"M8 223L9 226H11L10 221ZM36 250H38L36 246H32V251L34 252ZM21 251H22V255L24 256L25 264H27V261L30 259V256L27 254V252L24 249H22Z\"/></svg>",
    "mask_w": 264,
    "mask_h": 264
}]
</instances>
